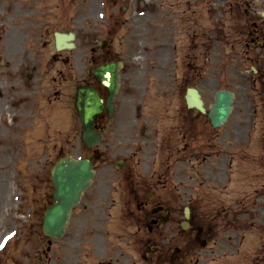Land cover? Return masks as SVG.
<instances>
[{"label":"rangeland","instance_id":"1","mask_svg":"<svg viewBox=\"0 0 264 264\" xmlns=\"http://www.w3.org/2000/svg\"><path fill=\"white\" fill-rule=\"evenodd\" d=\"M108 1L112 2L113 0H0V57L2 60L0 70L6 68L3 66L4 64H8L12 69L17 65L21 67L27 62L37 63L41 69L39 89L41 96L51 94V99L56 100V107L64 110L68 117L65 123L62 119L60 121L63 123H58V118L55 120L57 108L49 111V115L52 116L55 123V126L53 124L51 126L52 137H55L56 142L52 150L43 149L42 145L37 142V137L24 135L26 142L23 155H26V158L34 159L30 165L24 164L22 170L17 169L21 165L17 150H10L5 146V142H9L10 138H16V135L6 129L0 132L2 141V145H0V249L1 243L6 238H14L9 241L3 249L4 251L0 252V264H85L86 262V264H95L99 260L106 264L115 259L112 243L116 244L117 242L118 245L124 246L125 250L130 247L133 249L138 247V243L135 244L131 240L125 247L126 240L118 238L115 241L114 234L107 230L109 228L107 223H118L122 219L121 215H118L119 219L115 221L108 218V213H113V210L109 209L118 211V209L128 208L122 203L126 202L127 198L121 197L123 194L121 195L120 189L117 191L113 188V181L119 173L112 166L103 164L102 159L100 162H96L92 185L85 191L80 203L73 208L69 227L64 236L55 239L43 236L41 233L42 210L52 201L49 170L60 156L58 151L61 149L63 155L67 153L74 157L92 155V151L86 150L79 140L80 127L76 115L72 111V107L69 109V105L73 101L74 87L79 83L90 81L89 67L96 63L95 59L98 61L103 58H99L98 54H92L90 49L97 47V42L104 38L101 35L103 31H100V24L103 21L98 17V12L101 10V3L104 2L107 5ZM117 1L119 5L123 3L129 7L119 19L130 21L126 22L114 36L111 50L123 62L126 68L125 72L129 71L130 73L125 74L124 72L121 78V87L116 97V117L106 123L108 124L106 127L108 134H105L104 143L97 146L98 151L107 153L104 157L105 161L128 153L126 142L132 135V121H134V114L139 105L144 112H147L152 105H162L163 102L158 97V95H162L159 91L162 83L161 79L154 75L158 74L155 68H160L165 64L185 62L189 66L188 68L194 69L196 77L201 79L199 88L206 103L212 101L213 90L217 88L216 82L210 76L211 59L206 40L208 28L212 22H199L198 41L195 39L192 41V38L186 37L182 31L177 29L178 22L160 21L164 25V33L161 36L149 35L150 22L144 21L142 15L137 12H131L135 8V1ZM56 2L59 5L58 9L54 8ZM60 2L64 3V12L61 11ZM257 5L259 7V4ZM41 11V15L43 13L45 15L39 17L38 13ZM215 16L220 17L219 15ZM185 26L189 27L187 23ZM230 26L237 27L232 21L216 24L217 28L226 32L231 31ZM59 29L71 30L76 34L74 49L60 52L54 50L52 32ZM194 43H198V47H192ZM39 44H42V47ZM34 45H39V50H33ZM213 52L219 57L217 44L213 46ZM224 63L225 57L220 61V65ZM128 67L129 69H127ZM44 69H48L49 75L42 74ZM58 72L68 75L67 79L63 82L57 81L54 77ZM146 77H150L151 84L146 82ZM44 102L46 103V101ZM182 102L181 97L179 103ZM172 104H176L175 100ZM10 117L1 116L0 118L2 122L6 123ZM233 118H236V114L233 115ZM105 121L107 120L105 119ZM49 133L51 134V131ZM48 145L49 143L45 144V146ZM250 151H256L255 147ZM255 170L256 166H248L242 176L247 191H251L263 181L254 176L252 171ZM171 185L175 189L176 183L171 182ZM24 186L28 189L27 195H23V191H21ZM31 186L33 191L29 190ZM244 186L242 189H245ZM235 189L239 193V184L236 183ZM161 192L165 197L166 192L163 190L156 191L155 196ZM155 196L151 198L150 202H156L157 197ZM222 199L228 205L225 198ZM247 199L249 200L248 217L252 218L247 217V225L254 221L255 226L264 230V209L259 208L262 200L257 199L254 194H248ZM172 202L175 206L178 205L177 199H173ZM200 204L202 210L206 211L204 202L200 201ZM228 211V209L221 210L222 213ZM258 215L261 217L254 218ZM14 230H17L15 236L13 235ZM215 230L222 237L229 233V231L225 232L223 228ZM173 232L168 231L169 234H173ZM259 232L261 235L264 234V231L256 230V228H252L248 232L245 243L240 249L242 257L249 255V252L255 247L257 244L255 237ZM11 233L13 236L10 235ZM237 233H241L240 230ZM176 237L180 238L181 235L176 232L173 234L175 241ZM236 242L238 241L234 240L231 242L233 245H230L234 246ZM228 247L227 244L211 247L213 254L210 256L215 258V262L211 264H230L233 258L230 259L227 256ZM141 249L142 247L139 251ZM129 253L132 254V252ZM134 254L141 263L142 258L139 253L138 255ZM241 256L238 264L242 261ZM210 259L209 257L205 261L210 263ZM250 263L251 259L247 264Z\"/></svg>","mask_w":264,"mask_h":264},{"label":"water","instance_id":"2","mask_svg":"<svg viewBox=\"0 0 264 264\" xmlns=\"http://www.w3.org/2000/svg\"><path fill=\"white\" fill-rule=\"evenodd\" d=\"M68 37L71 36L69 35ZM118 68V63H109L92 69V73L98 76L101 83L109 89V97L107 99L109 109H111L109 100L113 99L118 87ZM192 96L194 97L193 104L203 111L196 90L188 91L187 100L189 102ZM230 97L231 94L227 92L217 93L216 105L212 107L215 113V115L212 116L214 125H217L219 121L227 116L231 108L229 105ZM75 107L80 117L82 127L84 128L82 140L90 147L98 138V135L95 134L90 126L93 122V117L102 110V100L97 92L90 86H81L78 87L76 91ZM92 174L91 163L86 159L74 160L67 156L64 159H60L53 166L51 170V181L55 187L53 196L56 200L45 213V220L43 223L44 233L49 236H60L62 234L68 212L78 201L82 190L89 184Z\"/></svg>","mask_w":264,"mask_h":264},{"label":"flooded vegetation","instance_id":"3","mask_svg":"<svg viewBox=\"0 0 264 264\" xmlns=\"http://www.w3.org/2000/svg\"><path fill=\"white\" fill-rule=\"evenodd\" d=\"M264 10V8H263ZM254 22V21H253ZM250 37V42L252 43V47L254 49H257L258 52L256 54V57L253 59V63L256 64L257 66V72L255 76V79H253L254 83H256L259 86L258 89V102L256 104V108L254 109V118H255V124L259 125V129L261 131H264V13L256 14V21L253 24V29L249 33ZM246 46H248V43H246ZM12 91L14 88V85H11ZM23 90H17V92H20ZM10 95V94H9ZM9 95H6L5 99H9ZM20 96L19 98V103L22 104L24 102L28 103V99L26 97H23L20 94H17ZM12 102V101H11ZM1 107V105H0ZM261 112L262 114L258 118V114ZM259 119V121H258ZM216 138H219L223 143L225 144V136H221L220 133H217L215 130H213V133H210L209 139L213 142V145L215 144ZM199 140V131H197L194 136L192 137V143H197ZM229 142V141H228ZM190 155H192V152H190ZM179 159L181 160V163L184 161V153L182 152L179 156ZM199 165L200 163L192 164V176L190 179H193L200 184V180H196L194 176H198L200 171H199ZM185 173L186 170H184L183 166L181 165L180 169L178 170V177H179V182H180V189L182 192L188 191L189 187L184 186V178H185ZM211 185L215 187V181L211 182ZM142 187H148V182L147 181H142L141 183ZM151 187V186H150ZM192 191L193 188H192ZM152 193L146 191V197H151ZM149 210V209H148ZM162 210V209H161ZM160 210L158 209L157 211H144V223L143 225H146L149 231L153 230L154 227H161L165 225V223L171 218L173 211L172 210H166L164 215L160 214ZM190 227H195L196 223L199 222V218L197 217L196 213L194 212V208L190 210ZM164 217H167L166 222H161ZM154 226V227H153Z\"/></svg>","mask_w":264,"mask_h":264}]
</instances>
